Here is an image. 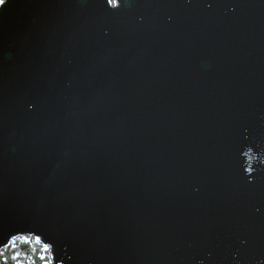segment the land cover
<instances>
[{"label":"water","instance_id":"water-1","mask_svg":"<svg viewBox=\"0 0 264 264\" xmlns=\"http://www.w3.org/2000/svg\"><path fill=\"white\" fill-rule=\"evenodd\" d=\"M17 237L52 264H264V0H5Z\"/></svg>","mask_w":264,"mask_h":264},{"label":"trees","instance_id":"trees-1","mask_svg":"<svg viewBox=\"0 0 264 264\" xmlns=\"http://www.w3.org/2000/svg\"><path fill=\"white\" fill-rule=\"evenodd\" d=\"M41 257L51 260L43 244L37 239L17 237L0 251V264H43Z\"/></svg>","mask_w":264,"mask_h":264},{"label":"snow or ice","instance_id":"snow-or-ice-1","mask_svg":"<svg viewBox=\"0 0 264 264\" xmlns=\"http://www.w3.org/2000/svg\"><path fill=\"white\" fill-rule=\"evenodd\" d=\"M5 3V0H0V5H3ZM37 240H39V237H37ZM49 248V245H44V249L45 251H47ZM41 260L43 261V264H52V261L46 257H41ZM18 264H20V262L18 261Z\"/></svg>","mask_w":264,"mask_h":264},{"label":"rangeland","instance_id":"rangeland-1","mask_svg":"<svg viewBox=\"0 0 264 264\" xmlns=\"http://www.w3.org/2000/svg\"><path fill=\"white\" fill-rule=\"evenodd\" d=\"M29 238H33V237H29ZM33 239H35V238H33Z\"/></svg>","mask_w":264,"mask_h":264},{"label":"flooded vegetation","instance_id":"flooded-vegetation-1","mask_svg":"<svg viewBox=\"0 0 264 264\" xmlns=\"http://www.w3.org/2000/svg\"><path fill=\"white\" fill-rule=\"evenodd\" d=\"M111 1V0H110ZM112 4V3H111Z\"/></svg>","mask_w":264,"mask_h":264}]
</instances>
